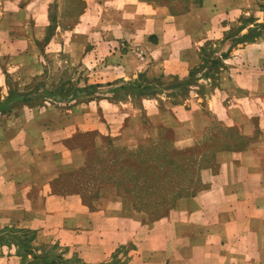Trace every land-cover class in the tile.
<instances>
[{
  "label": "rangeland",
  "instance_id": "374dc122",
  "mask_svg": "<svg viewBox=\"0 0 264 264\" xmlns=\"http://www.w3.org/2000/svg\"><path fill=\"white\" fill-rule=\"evenodd\" d=\"M13 1L8 9L15 11ZM19 3L25 12L6 19L10 23L6 33L17 32V27L20 33H31L35 53L11 61L10 56H0V125L25 123L26 116L42 110L31 124L58 126L73 117L88 125L97 118L106 126V143L130 124L139 128L141 138L114 152L96 150L90 166L51 189L60 199L80 192L94 210L106 209V216L96 212L94 222H88L85 229L67 230L70 211L64 200L66 207L60 206L50 214L51 220L48 216L44 221L61 224L56 237L45 228L17 227L12 221L0 227V264H161L162 245L150 236L159 224L154 228L151 224L178 195L192 191L194 174L200 171L202 160L205 166L215 147L231 144L240 132L238 127H250L242 120L244 110H264V0ZM150 6L170 13L172 47L193 37L195 53L166 54L172 70H177L180 61L195 58L194 66L183 75L159 72L157 60L165 56L150 55V16L146 17ZM20 44L10 53L22 49ZM248 96L254 101L248 102ZM72 107L76 109L70 115ZM151 112L172 125H182L183 130L170 127L159 143L150 140V135L143 138L146 126L150 134ZM206 114H213L212 124L203 139L195 138L196 127L208 122ZM228 114L235 127L228 125ZM16 115L20 117L14 121ZM0 149L3 152L4 146ZM111 181L142 216L134 241L115 249L99 240L107 231L105 222L113 217L110 214L118 213V198H94L96 187ZM74 238L78 244L67 243ZM176 252L171 247L169 254L177 256Z\"/></svg>",
  "mask_w": 264,
  "mask_h": 264
},
{
  "label": "crops",
  "instance_id": "0c3cea01",
  "mask_svg": "<svg viewBox=\"0 0 264 264\" xmlns=\"http://www.w3.org/2000/svg\"><path fill=\"white\" fill-rule=\"evenodd\" d=\"M11 1L0 0V33L4 34L0 38V56H10V61L21 55H33L36 44L31 33H20L18 27L17 32L6 33L10 24L6 19L25 12L20 7L21 0L13 1L16 2L15 11L8 9ZM162 9L150 6V14L146 15L150 16V55L165 56L157 60L159 72L183 75L194 66L195 58L180 61L177 70H172L166 54L195 53V46L191 44L193 37L188 38L186 44L172 47L170 13H164ZM18 43H22V49L10 53ZM243 51L247 52V46ZM245 66L250 65L246 62ZM261 67L264 68V64ZM252 97L248 96L246 100L251 103ZM75 109H68L69 114L72 115ZM247 109L250 112L244 110L242 120L248 121L250 127L242 130L236 125L240 132L231 144L215 147L204 167L202 160L200 171L194 174L192 191L178 195L168 211L151 224L152 228L159 224L154 234L150 230V236L162 245L164 258L161 264H172V260L174 264H264V110ZM42 113L41 110L26 116L25 123L0 125V133L4 134L0 138V145L4 146L3 152L0 149V227L13 221L17 227L45 228L56 237L61 224L44 221H48V216L50 219L52 212H58L60 206L66 207L64 200L70 211V217L66 219L67 230L71 231L85 229L88 222L93 223L96 212L106 216V209L94 210L92 203L86 202L80 192L60 199V195L51 189L90 166L91 153L96 150L114 152L138 143L141 136L139 128L130 124L106 143V126L97 118L88 125L84 120L76 122L73 117L64 125L31 124L30 121ZM229 116H225L230 122L228 125L235 127ZM19 117L14 116V121ZM151 117L150 134L146 126L143 138L150 135V140L159 143L165 140L164 133L170 127L183 130L182 125H172L158 113L151 112ZM206 117V126L196 127L195 138L203 139L210 128L213 114H206ZM95 190L97 201L118 198L120 203L118 213L110 214L112 219L105 222L103 227L107 231L99 242L115 249L122 243L134 241L142 216L118 193L113 181ZM12 213L16 217L12 218ZM111 228L109 236L107 233ZM67 243L78 244V240L74 238ZM171 247L177 251V256L169 254Z\"/></svg>",
  "mask_w": 264,
  "mask_h": 264
},
{
  "label": "trees",
  "instance_id": "16d2710c",
  "mask_svg": "<svg viewBox=\"0 0 264 264\" xmlns=\"http://www.w3.org/2000/svg\"><path fill=\"white\" fill-rule=\"evenodd\" d=\"M51 264H56V262L55 261H51Z\"/></svg>",
  "mask_w": 264,
  "mask_h": 264
}]
</instances>
